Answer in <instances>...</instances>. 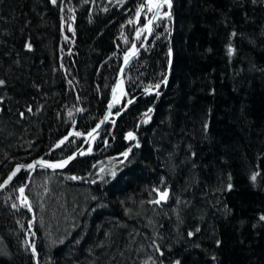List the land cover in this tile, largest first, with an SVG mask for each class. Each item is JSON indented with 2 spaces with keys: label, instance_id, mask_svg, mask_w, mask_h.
Here are the masks:
<instances>
[{
  "label": "trees",
  "instance_id": "16d2710c",
  "mask_svg": "<svg viewBox=\"0 0 264 264\" xmlns=\"http://www.w3.org/2000/svg\"><path fill=\"white\" fill-rule=\"evenodd\" d=\"M142 1L0 0V184L103 118ZM172 2L91 151L0 192V264H264V0Z\"/></svg>",
  "mask_w": 264,
  "mask_h": 264
},
{
  "label": "water",
  "instance_id": "95a60500",
  "mask_svg": "<svg viewBox=\"0 0 264 264\" xmlns=\"http://www.w3.org/2000/svg\"><path fill=\"white\" fill-rule=\"evenodd\" d=\"M157 4H159V8H157ZM142 6L140 7V14L138 17V21L136 23V34L138 32L139 29V20L141 19L143 13L145 12L147 7H151L153 12L152 15L150 16V18L148 19L146 25L144 26V30H143V39L141 41V44L139 45L138 48L134 47L132 51H128L129 53V59L127 60V62H123V64L121 65L120 69H119V73L117 75V78L114 82L113 88H112V94L108 100V104H107V109L106 112L103 116V118L98 122V124L89 132L87 133H81L80 136H76L75 133L77 132H69L65 137H67V139H65V137L62 138L61 141H64V143H59L57 145H59V147H61L63 144H65L68 139L70 138H79L81 140H83V143L81 144V146L72 154H70L69 156H67L66 158L59 160V161H49L46 160L44 158V155L41 158H37L33 161H31L30 163L26 164H36L37 161H47L49 163H59L63 160H67L69 157H73L71 160H69V162L62 168H47V167H42L40 165H36L33 169H27L26 167H22L20 169L19 172L16 173V175L12 178L11 181H9L7 184H5L4 182L8 180V177L12 174L13 171H15L17 169L18 166L21 165H16L13 170L6 176V178L4 179V181L0 184V185H4V187L0 188V192L4 191L6 188H8L10 186V184L14 181V179L17 177V175L23 171V170H29L31 171V173H33L34 171L38 170V169H44V170H48V171H54V172H58V171H64L66 170L76 159L85 156L86 154H88L95 141L99 138V135L101 133V131L104 129L105 126H107L109 123L113 122L111 120V117L113 115L114 110L116 109V107L124 102V98H125V93H126V89H125V74L126 71L128 69V67L134 62V60L136 59L139 51L144 47V45L150 40V38L152 37V34L154 32L157 20L160 18L159 15V11L160 8L163 5L167 6V15L169 17V21H170V28H169V39L171 40L172 38V34L174 31V7H173V2L171 0V8L168 7V4L164 2V0H158L157 3L155 5H151V4H146V0L143 1V3L141 4ZM149 21H151V23H149ZM133 53H135L133 55ZM113 89H115V91H113ZM115 93V94H114ZM111 105V107H110ZM128 107V105L125 107V109ZM89 133H92L91 136H89ZM60 141V142H61ZM54 146L49 153H51L52 151L56 150L57 147ZM24 165V166H26ZM162 192H158V199L160 200V194ZM167 198L165 200H162L160 203H166Z\"/></svg>",
  "mask_w": 264,
  "mask_h": 264
},
{
  "label": "snow or ice",
  "instance_id": "6c2138e0",
  "mask_svg": "<svg viewBox=\"0 0 264 264\" xmlns=\"http://www.w3.org/2000/svg\"><path fill=\"white\" fill-rule=\"evenodd\" d=\"M51 2H52L53 4H56L57 0H51ZM164 2L168 4V7H169V8H171V0H164ZM149 3H151V0H149ZM157 8H159V4H157ZM148 11H152V8L149 7V8H148ZM139 14H140V13H139V11H138V12H137V16H139ZM166 15H167V14H166ZM149 23H151V21H149ZM138 35H139V34H138ZM233 35H235V33H233ZM27 47L29 48V50L31 49V45H30V44L27 45ZM133 47H134V46H133ZM233 53H234V49L231 47V45H229V47H228V54L231 56ZM134 54H135V53H133V55H134ZM169 55H171V51H169ZM128 59H129V57H128V56H125V62H127ZM164 83H167V81L165 80ZM3 84H4V81H3V80H0V85H3ZM155 87L158 89V88L160 87V85H159V84H156ZM113 91H115V89H113ZM158 94H159V93H157V95H158ZM110 107H111V105H110ZM29 111H31V109H29ZM69 115L71 116V113H69ZM146 115H147V114H146ZM205 127H207V125H206ZM75 135H76V136H80L81 133L77 132V133H75ZM91 135H92V133H89V136H91ZM129 138L134 139V137L132 136V133H129ZM65 139H67V137H65ZM60 143L62 144V143H64V141H61ZM57 147H59V145H57ZM123 155H124L125 157H127V156H128V153L125 152ZM72 158H73V157H69L67 160H63V161H61V162H59V163H49V162H47V161H43V160H41V161H37L36 164H29V165H26V166H24V165L18 166L17 169H16L15 171H13L12 174L8 177V180L5 181L4 183L7 184L9 181H11L12 178L16 175L17 172L20 171V169H21L22 167H26L27 169H33V168L38 164V165H40V166H42V167H47V168H53V169H55V168H62V167H64V166L69 162V160H71ZM113 175H115V173H113ZM257 175H258V173H257V174H253L252 177H251V179H252L253 181H255ZM72 179H77V178H76V177H72ZM2 187H4V185H0V188H2ZM228 187H229V189H230V188H231V185H229ZM19 192L21 193V195H23V193H24V188L21 187V188L19 189ZM167 196H168V193H167V192H163V193L160 194V200H157V201H154V202H155V203H160L162 200H165V199L167 198ZM13 206L15 207V205H13ZM260 219H261V220H264V216L260 217ZM189 235H192V233H189ZM33 251H34V249H33ZM177 264H179V262H177Z\"/></svg>",
  "mask_w": 264,
  "mask_h": 264
},
{
  "label": "bare ground",
  "instance_id": "6f19581e",
  "mask_svg": "<svg viewBox=\"0 0 264 264\" xmlns=\"http://www.w3.org/2000/svg\"><path fill=\"white\" fill-rule=\"evenodd\" d=\"M143 1H144V0H143ZM143 1H142V3H143ZM142 3H141V4H142ZM146 4H147V6H148V4H151V5H152V4H154V3H153L152 0H151V3H149V0H146ZM141 6H142V5H140V7H141ZM135 32H136V27H135ZM133 46L135 47V43H131V44H130V46H129V51H132V50H133V48H134ZM111 94H112V89H111V91H110V96H111ZM114 94H115V93H114ZM125 95H126V93H125ZM110 96H109V98H110ZM108 100H109V99H108ZM107 104H108V103H107ZM121 104H122V103H121ZM119 105H120V104H119ZM119 105H118V106H119ZM118 106H117V107H118ZM117 107H116V108H117ZM70 132H71V131H70ZM82 143H83V140H82ZM21 197H22V198H25L24 195H21ZM27 203H28V202H27ZM35 262H36V264L38 263L37 260H36Z\"/></svg>",
  "mask_w": 264,
  "mask_h": 264
},
{
  "label": "rangeland",
  "instance_id": "374dc122",
  "mask_svg": "<svg viewBox=\"0 0 264 264\" xmlns=\"http://www.w3.org/2000/svg\"><path fill=\"white\" fill-rule=\"evenodd\" d=\"M154 3H156V0H152ZM0 254H5V249H4V247L2 246V244H1V241H0ZM148 264H154V263H152V261L151 262H149Z\"/></svg>",
  "mask_w": 264,
  "mask_h": 264
}]
</instances>
